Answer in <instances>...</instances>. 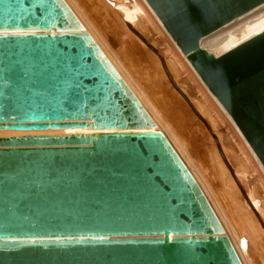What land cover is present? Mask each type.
Returning <instances> with one entry per match:
<instances>
[{
  "label": "water",
  "instance_id": "95a60500",
  "mask_svg": "<svg viewBox=\"0 0 264 264\" xmlns=\"http://www.w3.org/2000/svg\"><path fill=\"white\" fill-rule=\"evenodd\" d=\"M264 170V0H145ZM155 51V50H154ZM151 128H154L153 130ZM0 264H242L202 189L64 0H0Z\"/></svg>",
  "mask_w": 264,
  "mask_h": 264
},
{
  "label": "bare ground",
  "instance_id": "6f19581e",
  "mask_svg": "<svg viewBox=\"0 0 264 264\" xmlns=\"http://www.w3.org/2000/svg\"><path fill=\"white\" fill-rule=\"evenodd\" d=\"M64 1L191 172L242 264H264V170L145 0ZM151 30L156 49L148 44ZM262 32L264 5L205 37L200 47L218 57ZM84 133L90 131L0 136Z\"/></svg>",
  "mask_w": 264,
  "mask_h": 264
},
{
  "label": "rangeland",
  "instance_id": "374dc122",
  "mask_svg": "<svg viewBox=\"0 0 264 264\" xmlns=\"http://www.w3.org/2000/svg\"><path fill=\"white\" fill-rule=\"evenodd\" d=\"M138 32H139V30H137ZM151 32H153V33H150L149 34V36L148 37H150L151 38V41H148V44L150 45V46H152V48H154V49H156V47L153 45V42L155 41V40H157L158 39V35L157 34H155V32L154 31H152L151 30ZM141 34V33H140ZM161 56H162V54H160ZM163 57V56H162ZM183 78H184V76H182ZM218 130L221 132V133H226V131H225V128L222 126V125H220L219 126V128H218ZM257 252V251H256ZM258 253V252H257ZM254 254H255V252H254ZM257 259V261L259 262L260 261V259H259V257L257 256V255H254V259Z\"/></svg>",
  "mask_w": 264,
  "mask_h": 264
}]
</instances>
